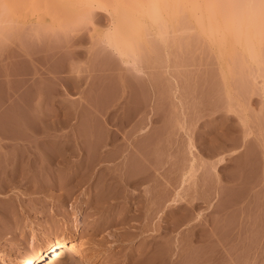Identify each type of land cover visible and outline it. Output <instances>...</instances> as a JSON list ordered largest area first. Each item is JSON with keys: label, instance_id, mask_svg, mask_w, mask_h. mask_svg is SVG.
I'll use <instances>...</instances> for the list:
<instances>
[{"label": "rangeland", "instance_id": "1", "mask_svg": "<svg viewBox=\"0 0 264 264\" xmlns=\"http://www.w3.org/2000/svg\"><path fill=\"white\" fill-rule=\"evenodd\" d=\"M8 1L0 264L60 237L85 250L50 264H264V36L260 49L249 8L225 64L195 23L162 32L151 0Z\"/></svg>", "mask_w": 264, "mask_h": 264}, {"label": "bare ground", "instance_id": "2", "mask_svg": "<svg viewBox=\"0 0 264 264\" xmlns=\"http://www.w3.org/2000/svg\"><path fill=\"white\" fill-rule=\"evenodd\" d=\"M6 1V0H5ZM8 1V0H7ZM148 1V0H147ZM213 1V4L215 3V5H218L219 4V2H218V0H217V4H216V2H214V0H212ZM216 1V0H215ZM229 1V0H228ZM231 1V0H230ZM233 2H234V0H232ZM241 0H239V2H240ZM246 1L247 0H245V3H246ZM8 2H10V4H11V1L9 0ZM7 2V4H9ZM145 2H146V0H145ZM151 2H153V5H154V10H156L157 11V8H159L160 10H161V30H162V32H163V29L162 28H166L165 27V23H166V21L167 22H169L170 21V23H171V25L169 24V23H166V26H171V28H172V25H173V27H176V26H174V24L175 25H177L178 23V25H177V27L178 26H180V24H181V26L183 25L182 23H183V21H184V23H185V27H186V24H189V25H187V27H195L196 25L197 26H199V28L203 31L202 33H200V35H202V36H204V38L205 37H207V38H205V39H207V40H209V38H210V42H208V43H210V44H212V46H216L215 48L216 49H218V47H220V46H223V48L221 49L222 51H220L219 49H218V51H217V53H220L219 55L221 56L222 55V58L224 57V55L226 56V58L228 59L230 56H231V58L233 59V54L235 53V51H230L231 49H233V48H235V46H236V43H237V41L239 40V37L238 36H240V34L238 35V34H236V35H238L237 37L238 38H236V37H234L233 35L236 33V31H237V33H238V30L236 29V31L235 30H232L231 29V23H232V19L235 21V19H234V16L236 17V16H239L240 14L242 15V13H243V10H242V7H243V9L245 8V9H247V8H249V12H251L252 14H253V16H254V14H255V16H257V18L255 17H253L252 15H250L253 19H250L251 17L247 14L248 13V9H247V12L245 11V14H246V20L245 21H243V22H245L246 24L245 25H253V26H251L252 27V29L254 30V29H256V30H254L255 32H254V34L255 35H253V33H250V31L252 30H250L249 31V33L248 34H250L249 35V37L251 36V34L255 37L256 35V39H257V41H255V43H257V42H259V44L260 43H262L261 42V39L260 38H262L263 36H264V20L262 19V18H264V17H261V16H264V13H262V12H264V9L263 10H261L260 8H259V10L261 11V13H262V15L260 14V12H257L256 10L254 11L253 10V6L254 5H252V6H250V4H249V6L247 5V3L245 4L244 3V6L243 5H241V4H243V3H241L240 2V4H238V5H240L241 6V11H239L238 9H235L234 7V9H235V11L232 13L231 12V10L233 9H231V7H232V5L233 4H231V2L228 4V6L227 7H225V8H228L229 7V10H230V12H228L227 13V10L225 9L224 10V8H223V11H222V13L224 12V11H226L225 13H227V14H225V13H223V14H219L218 13V11H217V7L215 6V5H210V0H209V3L207 2V0H161V4H158V5H155V3H154V0L152 1L151 0ZM151 2H147V3H151ZM155 2H156V0H155ZM223 2H225V1H223ZM237 2H238V0H237ZM242 2H243V0H242ZM247 2H249V1H247ZM253 2V1H252ZM256 2H257V0H256ZM1 3V2H0ZM3 4H5L4 2H2ZM16 3V2H15ZM146 3V4H147ZM220 3H222V2H220ZM235 3H236V1H235ZM234 3V4H235ZM259 3V2H258ZM13 2H12V4H11V6H13ZM226 4V5H227ZM253 4H255V3H253ZM1 5V4H0ZM148 5V4H147ZM160 5H161V8H160ZM245 5L247 6V7H245ZM256 6H257V3L255 4ZM10 6V5H9ZM148 6H150L151 7V4H149ZM213 6V7H212ZM216 8H215V7ZM222 6H224V4H222ZM231 6V7H230ZM5 7H7L6 5H5ZM5 7H0V23H2L3 24V22H5V20L6 19H4L3 17H4V15L5 14H10V12H8V11H6L5 9ZM19 7V6H18ZM252 8V10L254 11V12H252L250 9ZM255 7V6H254ZM259 7H260V5H259ZM3 8H5V9H3ZM12 8V7H11ZM17 10V7H15V5L13 6V9L12 10H15V9ZM149 8V7H148ZM152 8H153V6H152ZM237 8H238V6H237ZM220 9L222 10V8L220 7ZM244 9V10H245ZM254 9H256V8H254ZM3 10L4 11H6L5 12V14H4V12H3ZM7 10H8V8H7ZM12 10H10V11H12ZM218 10H219V8H218ZM257 10H258V7H257ZM151 11H153L152 9H151ZM13 12V11H12ZM16 13V12H15ZM157 13V12H156ZM239 13V14H238ZM257 13H258V15H257ZM13 14V13H12ZM231 14H233L232 16H231ZM236 14H238V15H236ZM244 14V15H245ZM259 14H260V16H259ZM7 15V16H8ZM11 15V14H10ZM16 15V14H15ZM231 17H230V16ZM241 15H240V17H237L236 19V21H238L237 23H239V20H241V19H239V18H241ZM13 15H11L10 16V18L12 17ZM247 16H249L250 18L248 19V17ZM16 17V16H15ZM15 17L13 16L12 18L15 20ZM233 17V18H232ZM245 17H244V19H245ZM262 19V23H261V19ZM5 18H6V16H5ZM12 18L10 19V20H12ZM186 20H185V19ZM259 18V20H256V19H258ZM182 19H184L183 21H181ZM248 19V20H247ZM9 19L7 18V23H9V22H13L14 20H12V21H8ZM181 23H180V22ZM188 21H190V22H188ZM233 21V22H234ZM5 22V23H6ZM173 22V23H172ZM175 22V23H174ZM188 22V23H187ZM231 22V23H230ZM261 23V24H258V23ZM6 23V24H7ZM191 23H195L196 25L195 26H193L194 24H191ZM236 23V22H235ZM2 24H0V25H2ZM167 24H169V25H167ZM240 24V23H239ZM192 25V26H191ZM235 25V24H234ZM247 25V26H248ZM263 25V26H262ZM232 26H233V24H232ZM247 26H246V28L245 29H247V30H249V28H247ZM262 27V29H263V31H262V29H260V31L262 32V35H261V37L259 36L260 35V33L258 32V29H259V27ZM176 27V30L177 29H179V27L177 28ZM182 27H184V25L182 26ZM186 27V28H187ZM230 27V28H229ZM238 26L236 25V26H234V28H237ZM239 27H240V25H239ZM185 28V29H186ZM198 28V29H199ZM223 28V31H224V29L226 30V32L228 33V31H227V29L228 30H232V32H229L228 34L226 33H224L223 31H222V34L220 33L221 31H219L220 29H222ZM243 28V29H244ZM181 29H184V28H181ZM184 29V31H186V30H188V29H186L185 30ZM195 29V28H194ZM198 29L196 28V30H197V32H198ZM199 29V32H201V30ZM242 29V30H243ZM244 29V30H245ZM168 30V29H167ZM189 30H191V28H189ZM239 30H240V28H239ZM243 30V31H244ZM246 30V31H247ZM165 31V30H164ZM246 31H245V33H246ZM198 32V33H199ZM204 32L207 34V36L204 34ZM233 32H234V34H233ZM253 32V31H252ZM258 32V33H257ZM220 33V34H219ZM239 33H240V31H239ZM242 33V32H241ZM163 34H165V33H163ZM231 34H232V39H233V37L234 38H236V41H235V39H233V41L235 42H233V41H231L230 40V38H227L229 35L231 36ZM244 34V33H243ZM259 34V35H258ZM162 35V34H161ZM242 35V34H241ZM245 35V34H244ZM208 36H209V38H208ZM229 36V37H230ZM245 36H247V35H245ZM259 39H258V38ZM252 38V37H251ZM254 38V39H255ZM228 39H229V42L231 43H234V44H231V45H233L234 47L232 48V46L231 45H229L230 43H228ZM262 39H264V37L262 38ZM244 40V39H243ZM253 40V39H252ZM176 41V40H175ZM240 41V40H239ZM245 41H247V39L245 40ZM250 41H251V39H250ZM249 41V42H250ZM178 42V41H177ZM251 42H253V41H251ZM244 43V42H243ZM255 43H252L253 45L255 44ZM228 44V45H227ZM247 44V43H246ZM249 44V43H248ZM259 44L257 43V45H258V47H259ZM211 46V48H213ZM225 46V47H224ZM230 47V49H227V47ZM243 46H244V44H243ZM243 46H241V47H243ZM255 46V45H254ZM253 46V47H254ZM261 46H262V44H261ZM228 47V48H229ZM258 47H257V49L255 50V48L252 50L253 51V53H254V51L256 52L257 50H258ZM221 48V47H220ZM236 48H237V46H236ZM235 48V49H236ZM245 48V47H244ZM243 48V51L246 49L247 50V47L244 49ZM260 48V47H259ZM215 49V50H216ZM242 50V48H237L236 50L237 51H239V50ZM249 49V48H248ZM261 49V48H260ZM213 50H214V48H213ZM250 50V49H249ZM228 51H230V52H234L233 54L232 53H230V52H228ZM248 51V50H247ZM261 51V50H260ZM259 50L257 51L258 53H259V56L262 54L261 52H260ZM242 52V51H241ZM228 53V54H227ZM238 53V52H237ZM236 53V54H237ZM239 53H240V51H239ZM245 53H246V51H245ZM249 53V52H248ZM229 55L228 57H227V55ZM243 55H244V52L242 53ZM242 54H241V56H242ZM250 54H251V51H250ZM233 55V56H232ZM246 55H249V54H246ZM254 55V54H253ZM253 55H251V56H253ZM255 55H256V57L258 56L257 55V53H255ZM218 56V55H217ZM238 56V54L236 55V56H234V58L235 57H237ZM258 56V57H259ZM257 57V58H258ZM242 58V57H241ZM256 58V59H257ZM221 59V57L219 58V60ZM224 59V58H223ZM223 59H221L220 60V62H222L223 63V61L224 62H229V59L227 60H223ZM231 59V60H232ZM237 59V58H236ZM238 59H240V58H238ZM237 59V62L239 63L240 62V60L242 61V59H240V60H238ZM255 59V60H256ZM261 59H262V55H261ZM261 59H260V61H261ZM244 60V59H243ZM253 60H254V58H253ZM254 60V61H255ZM263 60V59H262ZM234 61V60H233ZM232 61V62H233ZM225 63V64H228V63ZM236 62V61H235ZM234 62V63H235ZM259 62V61H258ZM233 63V64H234ZM221 64V63H220ZM241 64H243V63H241ZM227 66V65H226ZM229 66H231V65H229ZM226 72V71H225ZM228 72V71H227ZM227 74V73H226ZM225 74V75H226ZM223 75H224V72H223ZM224 75V76H225ZM229 75V74H228ZM228 75H226L225 77H227ZM228 78V77H227ZM225 80H226V78H225ZM157 192H159V190L157 191ZM83 243H85V242H83ZM81 241L79 242V241H77V242H75L74 240H69V241H65L63 238H59V239H57V240H51L50 242H48L47 243V245H43V246H40V247H37V248H34V249H32L29 253H27L25 256H23L20 260H19V262H18V264H50V263H53V262H55L56 263V261H59V260H61V258L63 259L65 256H67V255H69V254H73V252H76L77 251V249H80V251L82 252V251H84L85 250V247H84V245L85 244H83ZM160 262V261H159ZM158 262V263H159ZM160 264V263H159Z\"/></svg>", "mask_w": 264, "mask_h": 264}, {"label": "snow or ice", "instance_id": "3", "mask_svg": "<svg viewBox=\"0 0 264 264\" xmlns=\"http://www.w3.org/2000/svg\"><path fill=\"white\" fill-rule=\"evenodd\" d=\"M260 7L264 9V0H259Z\"/></svg>", "mask_w": 264, "mask_h": 264}]
</instances>
